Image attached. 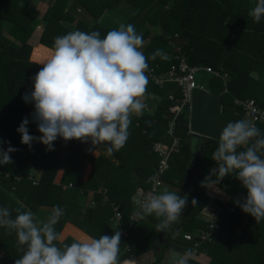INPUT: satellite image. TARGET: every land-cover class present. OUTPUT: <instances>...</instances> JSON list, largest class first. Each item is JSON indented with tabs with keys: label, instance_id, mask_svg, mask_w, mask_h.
Here are the masks:
<instances>
[{
	"label": "trees",
	"instance_id": "16d2710c",
	"mask_svg": "<svg viewBox=\"0 0 264 264\" xmlns=\"http://www.w3.org/2000/svg\"><path fill=\"white\" fill-rule=\"evenodd\" d=\"M31 1L0 0V141L9 142L0 143V149L8 146L17 149L10 154L12 164L0 165V207L13 210L12 218L17 215L14 210L20 208L21 211L30 210L39 219H46L53 206H60L65 209V215L55 226L58 234L65 223L92 238L125 230L127 235L121 238L120 245L121 262L129 253L135 255L134 247L138 243L151 249L158 233L155 227L158 221L154 216L135 224L128 220L135 207L133 197L137 191L148 187L158 163L152 145L160 143L167 146L171 143V137L177 139V151L169 154L168 169L160 180L171 184L183 195L186 192L182 189L181 181L189 163L192 141L204 138L188 133L186 110L172 120L171 136L167 133L171 119L165 116L173 103L167 96L178 99L179 90L173 86V90L168 87L170 89L166 91L148 78L146 93L159 97L158 105L153 112L144 110L142 116L131 118L126 144L112 155L117 164L101 155H92L98 148L105 151V145L92 146L90 142L81 143L78 140L65 142L59 137L53 142L52 151H47L45 145L36 141L31 147L21 144L17 128L25 117L29 119L26 126L29 134L41 135L32 121L33 104L22 100V96L32 90V78L43 67L33 59L34 47L28 43L34 27L41 28L37 44L53 51L54 39L68 32L99 31L103 38L108 31L118 29L116 24L108 26L99 18L120 1L130 5L133 16L152 2L52 0L37 22ZM248 1L157 0L148 21L158 22L162 33L148 38L147 33H142L147 41L141 51L148 57V70L157 65L156 75L157 72L166 71L171 61L159 56L153 60L151 56L158 49L169 53L171 47L167 43L173 40L175 34L184 43L183 52L189 65L201 64L227 74L226 92H222L220 80L208 76L203 78L204 88L220 100L221 130L227 123L242 119V110L239 105L233 104L234 99H252L264 110V18L259 23L253 22L249 12L256 0L252 5ZM78 8L91 16L90 23L75 17L74 12L77 9L76 13H79ZM251 73L257 74L256 79L251 77ZM255 126L264 134V125L256 123ZM218 143L204 139V143L200 144L202 160L194 187L187 194L189 203L183 210L181 221L165 233L160 253L150 264H160V256L165 249L181 253L190 249L192 242L183 239L174 241V234L179 229L185 233L205 229L206 224L195 217L208 202L205 191L209 183L203 184V181L216 167L212 155ZM86 169L87 174L84 175ZM34 171L38 172L37 183L31 185L26 176L32 172L34 174ZM57 172H60V177L58 182H54ZM16 178L19 180L16 181ZM211 179L215 180L216 176L213 175ZM212 185L228 200L219 204L216 227L207 240L198 244L196 254L206 257V264H264V220L256 222L235 203L241 196H246V189L233 176H226L219 184ZM88 195L90 199L81 205L79 198L85 199ZM193 198L196 204L191 203ZM113 206L120 214L118 226H113L110 220ZM230 207H233L231 212L228 211ZM39 212L41 216H38ZM73 242L66 237L54 243L62 247ZM21 255L17 251L15 233L8 234L7 229L0 227V264H14ZM188 264L195 263L188 261Z\"/></svg>",
	"mask_w": 264,
	"mask_h": 264
},
{
	"label": "clouds",
	"instance_id": "9594fccd",
	"mask_svg": "<svg viewBox=\"0 0 264 264\" xmlns=\"http://www.w3.org/2000/svg\"><path fill=\"white\" fill-rule=\"evenodd\" d=\"M249 16L254 23L264 18V0H256ZM142 34L134 25L121 23L101 38L99 31H71L54 39L53 54L32 78V90L22 96L32 103V121L40 136L29 134L25 117L17 132L21 144L31 147L33 141L54 150L59 137L65 142L78 140L92 146L105 145V154L112 156L126 144L132 117L143 115L144 97L149 83L148 57ZM167 59L157 50L151 56ZM218 147L212 155L216 167L203 181L219 184L233 176L246 189V196L235 201L241 211L256 222L264 220V134L247 120L229 122L219 133ZM0 143H9L0 141ZM195 143V141H194ZM246 146V147H245ZM16 148L0 149V165L12 164L11 153ZM215 175L216 179L211 177ZM188 195L164 188L149 192L143 198H133L134 220L154 216L156 232H167L179 223L188 205ZM191 203L196 204L195 198ZM8 207H0V227L15 233L17 251L22 255L14 264H120L121 232L76 240L62 247L55 226L65 215V209L53 206L46 219L30 211L16 208L15 218ZM171 251V250H170ZM194 255L191 249L183 254L172 251L173 264H188ZM128 264H132L131 261Z\"/></svg>",
	"mask_w": 264,
	"mask_h": 264
},
{
	"label": "built area",
	"instance_id": "2783aa9c",
	"mask_svg": "<svg viewBox=\"0 0 264 264\" xmlns=\"http://www.w3.org/2000/svg\"><path fill=\"white\" fill-rule=\"evenodd\" d=\"M167 44L171 47L167 61H171V63L165 71V77L160 78L155 74L157 65L150 68L146 75L154 83V85L158 87H161L163 83H171L179 90L180 97L178 99L173 100L171 95L167 96L169 100L173 101L167 112L171 115V122L168 125L167 133L171 136V129L173 126L172 120H174V118L184 110L187 111L188 115L191 90L198 88L207 91L203 85L205 84L203 78L198 76H208L220 80L223 85L222 92H226L224 86L227 80V74L223 71L213 70L210 67L201 64L189 65L183 52L184 43L177 37L176 34L173 35V40L169 41ZM233 104L240 106L243 120L250 121L254 125L256 123L264 125V110L260 109L252 99H234ZM171 138V143L167 146L160 143H154L152 145V151L158 156V163L153 176L149 180L148 187L143 190L140 198H143L149 192L158 193V188L161 186L160 176L168 169L167 158L170 153L177 151L178 141L174 137ZM26 179L30 181L31 185H35L37 183V176L32 173L27 174ZM18 180L19 178H16V181ZM243 197L244 196H241L240 199ZM232 208L233 207L228 208V211L231 212L233 210ZM119 218L120 214L117 208L113 206L112 217L110 219L113 226H118ZM215 219V213H210L206 220L204 230H195L193 233H183L181 236L185 241L192 242L190 249L193 251L194 255L197 253L198 244L201 241L207 240L210 232L216 227ZM128 220L131 224L139 222L138 219L134 220L132 213L129 215ZM119 231L121 232V238H125L127 232L121 229ZM125 250H127V248H125Z\"/></svg>",
	"mask_w": 264,
	"mask_h": 264
},
{
	"label": "crops",
	"instance_id": "0c3cea01",
	"mask_svg": "<svg viewBox=\"0 0 264 264\" xmlns=\"http://www.w3.org/2000/svg\"><path fill=\"white\" fill-rule=\"evenodd\" d=\"M156 1L157 0H152V2L145 9H143L139 14H137L136 16L131 15L132 14V8L130 7V5H128L124 1H120L118 3V5L116 7H114L113 9L105 11L103 17L101 19L99 18V20L100 21L102 20V22H104V24H106L108 26L112 25L113 23L116 24L118 27L121 23H123L125 25L132 24V25H134L136 32L138 34H142L143 32L147 33L146 38L150 37L151 35H160L162 33V29H161V26L159 25V23L158 22L150 23L148 21L149 17L152 15L151 10L155 6ZM248 3L252 5L253 0H249ZM78 9H80L78 11L79 13L77 16L75 15V17L79 18V19H81L87 23H90L92 21L91 16L88 15L81 8H78ZM76 12H77V9H76ZM146 38L144 39V44L147 41ZM37 47H41V46H37ZM34 49H36V47H34ZM167 57H169V53H167ZM167 59H164V60L167 61ZM37 63L40 64L39 62H37ZM157 76L160 78H164L165 77V71L157 72ZM251 77L253 79H256L257 74L251 73ZM173 86L174 85H171L170 83H163L161 85V87H164V90H166V91L170 89L168 87H171L172 88L171 90H173L174 89ZM158 102H159V97L146 93L145 97H144V103L146 105L145 111L147 113L153 112L154 109L156 108V106L158 105ZM194 141H195V143H194ZM201 143H204V139H199V140L194 139L192 141L191 151L198 150ZM193 146H194V148H193ZM97 155H101V156L107 158L108 160H110L113 164H117V161L112 156H107L105 154V152L100 148L93 151V156H97ZM35 176H37V175H35ZM166 184L167 185H164L163 183L161 184V185H163L162 190L164 188H166V186H167V188L170 191H174V192H177L178 194L182 195V193L178 192V189L173 188L172 186L168 185V183H166ZM142 193H143V190L137 191V193L135 194L134 197L140 198ZM205 195L208 198V202H207L206 206L195 217L198 221H202L204 223H206V220H207L208 215L210 213H215V215H216L220 211V206H219L220 203L224 204L228 200V197L226 195H224L217 187H215L212 184H209L207 186V189L205 191ZM89 199H90L89 195L86 196L85 199L80 197L79 203L81 205H83L85 202V204H86V202ZM180 221H181V219H180ZM183 233H185V231H183L182 229H179L178 231H176L174 234V241H178L179 239L181 241L182 240L181 236L183 235ZM157 234H161L162 237L159 241L155 240V243L152 245L151 249L149 247L144 246L143 244L138 243L134 247L135 248L134 249L135 255L133 256V255H130V253H129V256L126 259H124L123 261H121L120 264H128L129 261H131L132 264H150L154 260L155 256L159 255L161 242H163L165 239V232H158ZM157 234H156V236H157ZM66 237H69L72 240L76 241V240H84V239L88 238L89 236H87L83 232L79 231L77 228H75L71 224L65 223L62 227L60 234H59V240L58 241H62ZM128 250H129V248H128ZM170 250L171 249H165L163 251V253L160 256L161 257L160 258V264H173L172 251H175L176 253L183 254V253L178 252V251L173 250V249L171 251ZM189 261L193 262L195 264H206V262H207L206 257H204L200 254L193 255L189 259Z\"/></svg>",
	"mask_w": 264,
	"mask_h": 264
},
{
	"label": "water",
	"instance_id": "95a60500",
	"mask_svg": "<svg viewBox=\"0 0 264 264\" xmlns=\"http://www.w3.org/2000/svg\"><path fill=\"white\" fill-rule=\"evenodd\" d=\"M220 112L221 104L217 96L202 89H192L187 115L188 133L198 138L218 141L221 131ZM165 117L170 119L171 115L166 114ZM201 160L202 146H199L198 150L191 151L189 163L181 181L182 189L188 195L194 187ZM161 237V234H157L155 240L159 241Z\"/></svg>",
	"mask_w": 264,
	"mask_h": 264
},
{
	"label": "rangeland",
	"instance_id": "374dc122",
	"mask_svg": "<svg viewBox=\"0 0 264 264\" xmlns=\"http://www.w3.org/2000/svg\"><path fill=\"white\" fill-rule=\"evenodd\" d=\"M52 3V0H32L31 1V6L33 7V10H35V18L38 21H40L41 17L43 16L45 10L51 5ZM74 15H78V13L74 12ZM122 15V14H121ZM6 29V27H5ZM4 29L3 31V35H5V32L6 30ZM40 27L38 28L37 26L34 27V30H33V33H32V36L29 38L28 40V43L30 45H32L33 47H36V49H34V53H35V56L33 57V59L37 62L41 64H43L44 62H46L49 58H51L52 54H53V51L50 50L49 48H44V47H37V46H40L37 44V40H38V37L40 35ZM39 48V49H38ZM36 50V52H35ZM52 51V52H51ZM48 58V59H47ZM46 59V60H45ZM43 66V65H42ZM198 77H201V78H204V76H198ZM104 151V150H103ZM105 152V151H104ZM92 155H93V152H92ZM87 170L85 171L84 175L87 174ZM33 174V172H32ZM34 174L35 175H38V172L37 171H34ZM33 174V175H34ZM59 177H60V172H57L56 175H55V178H54V182H58L59 180ZM164 185H167L165 182L161 181ZM161 183V184H162ZM170 186H172L171 184H168ZM182 186V185H181ZM173 187V186H172ZM163 188V185H161L159 188H158V193L162 190ZM167 188V186H166ZM175 188V187H173ZM38 216H41V212H39V215Z\"/></svg>",
	"mask_w": 264,
	"mask_h": 264
}]
</instances>
